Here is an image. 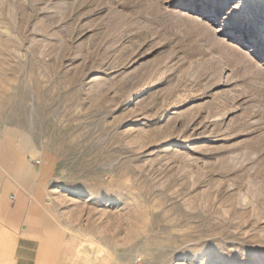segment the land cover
Here are the masks:
<instances>
[{
	"label": "rangeland",
	"instance_id": "rangeland-1",
	"mask_svg": "<svg viewBox=\"0 0 264 264\" xmlns=\"http://www.w3.org/2000/svg\"><path fill=\"white\" fill-rule=\"evenodd\" d=\"M0 142L78 264H264V0H0Z\"/></svg>",
	"mask_w": 264,
	"mask_h": 264
},
{
	"label": "crops",
	"instance_id": "crops-1",
	"mask_svg": "<svg viewBox=\"0 0 264 264\" xmlns=\"http://www.w3.org/2000/svg\"><path fill=\"white\" fill-rule=\"evenodd\" d=\"M7 145L0 142V264H78L72 237L42 201L40 179L12 167Z\"/></svg>",
	"mask_w": 264,
	"mask_h": 264
},
{
	"label": "snow or ice",
	"instance_id": "snow-or-ice-1",
	"mask_svg": "<svg viewBox=\"0 0 264 264\" xmlns=\"http://www.w3.org/2000/svg\"><path fill=\"white\" fill-rule=\"evenodd\" d=\"M232 2L235 4V3H237V2H238V0H232Z\"/></svg>",
	"mask_w": 264,
	"mask_h": 264
}]
</instances>
